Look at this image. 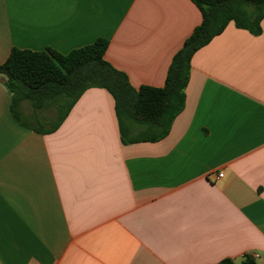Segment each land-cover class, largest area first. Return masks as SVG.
<instances>
[{
  "label": "crops",
  "instance_id": "obj_1",
  "mask_svg": "<svg viewBox=\"0 0 264 264\" xmlns=\"http://www.w3.org/2000/svg\"><path fill=\"white\" fill-rule=\"evenodd\" d=\"M200 22L191 0H0V64L12 48L104 38L133 88H158ZM261 30L229 23L193 54L184 108L156 142L122 143L99 88L33 131L0 76V264H264V18Z\"/></svg>",
  "mask_w": 264,
  "mask_h": 264
},
{
  "label": "trees",
  "instance_id": "obj_2",
  "mask_svg": "<svg viewBox=\"0 0 264 264\" xmlns=\"http://www.w3.org/2000/svg\"><path fill=\"white\" fill-rule=\"evenodd\" d=\"M201 14V22L173 55L162 87L133 88L126 75L105 58L109 42L97 38L92 44L58 53L52 49L30 51L12 48L0 64V76L11 94L14 120L33 131L54 132L71 108L88 89L107 91L122 143L156 142L164 138L173 120L184 108L185 88L193 54L221 34L229 23L257 36L261 34L264 0H191ZM27 103L31 113H24ZM53 109V119L39 114ZM217 264H257L244 255L239 263L223 259Z\"/></svg>",
  "mask_w": 264,
  "mask_h": 264
},
{
  "label": "rangeland",
  "instance_id": "obj_3",
  "mask_svg": "<svg viewBox=\"0 0 264 264\" xmlns=\"http://www.w3.org/2000/svg\"><path fill=\"white\" fill-rule=\"evenodd\" d=\"M26 105H27V108L30 109V107L27 103H26ZM39 117L47 118L48 120L53 119L55 117V111L53 109L45 110L39 114Z\"/></svg>",
  "mask_w": 264,
  "mask_h": 264
},
{
  "label": "built area",
  "instance_id": "obj_4",
  "mask_svg": "<svg viewBox=\"0 0 264 264\" xmlns=\"http://www.w3.org/2000/svg\"><path fill=\"white\" fill-rule=\"evenodd\" d=\"M218 176H219V177H221V176H222V174H219Z\"/></svg>",
  "mask_w": 264,
  "mask_h": 264
}]
</instances>
